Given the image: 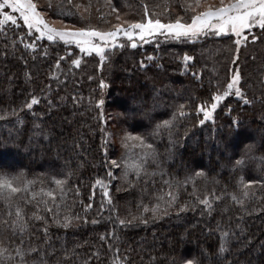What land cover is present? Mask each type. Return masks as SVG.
I'll return each instance as SVG.
<instances>
[{
    "label": "trees",
    "instance_id": "trees-1",
    "mask_svg": "<svg viewBox=\"0 0 264 264\" xmlns=\"http://www.w3.org/2000/svg\"><path fill=\"white\" fill-rule=\"evenodd\" d=\"M33 2L51 23L99 30L146 16L190 23L196 14L189 10L196 0ZM201 8L196 12L205 10ZM5 28L7 38L0 30V174L23 173L15 185L21 190H4L10 199L0 198L5 255L15 256L23 241L25 249L35 245L54 252L47 257L49 264H264V30L254 29L240 47L231 35L210 33L194 42L155 34L135 48L122 39L104 53L102 63L74 45L39 39L34 31L29 35L20 20ZM253 36L259 38L253 42ZM25 44L34 47L26 49ZM185 56L191 57L187 63ZM74 60H80L79 67ZM235 71L243 98L230 91L201 124V105L206 109L213 95L222 96ZM33 96L39 103L29 110L25 104ZM244 99L251 103L245 105ZM164 121L172 126L163 127ZM126 135L140 139L125 140ZM145 153L151 154L147 162ZM113 160L120 166L114 167ZM238 160L243 164L237 165ZM137 164L143 165L139 178L131 169ZM241 177L251 185L248 197ZM57 179L66 181L63 192L54 183ZM24 180L34 181L27 191ZM169 193L177 197L171 207ZM202 199L209 200L211 209ZM17 207V223L26 225L23 235L11 227ZM57 213L60 220L72 216V226L54 223ZM225 231L228 251L218 260Z\"/></svg>",
    "mask_w": 264,
    "mask_h": 264
},
{
    "label": "snow or ice",
    "instance_id": "snow-or-ice-1",
    "mask_svg": "<svg viewBox=\"0 0 264 264\" xmlns=\"http://www.w3.org/2000/svg\"><path fill=\"white\" fill-rule=\"evenodd\" d=\"M72 0H68V3L71 4ZM204 4L202 3V0H196L194 5H189V10L195 12L191 17V23L182 22L180 18L176 20L175 23H168L164 24L161 23L160 20H149L147 24L144 23H132L130 24L128 29H123L121 25L117 24L115 25V31H96V30H85V29H79V30H72V31H60L56 30L52 27H50L42 18V14L40 11L37 10V4L33 2V0H0V30H3L4 32V38H7V30L5 28V25L10 22L12 26L17 25L16 17L12 14H19V18L23 21L24 26L29 29V35H31V31L35 30L37 33H39V39L47 38L49 41H55L58 37L60 41H63L65 44L74 43L77 48H79L81 53H89L95 52L97 56H99L100 61L103 63L105 60V46L109 42L112 43L113 47H116V37L119 32L123 31L124 34L128 37L129 40L133 39V32L134 30H139L138 32V38L140 40L145 39L146 34H156L160 33L161 30H164V32L168 35V37H175L176 39L184 38L189 41H195V39L201 35H207L209 31H211L216 36L221 35H228L229 32L237 37L235 40V44L239 46L244 40H247L248 37L242 35L245 30H248L251 32V30L254 27H259L261 30H264V0H220V4L218 7H214L212 5H207L204 11L196 12V9L199 7H203ZM77 8L79 5L76 6ZM10 9L11 14L6 13L5 10ZM113 12H116L117 10L115 8H112ZM147 14V12H146ZM120 17L117 16V19ZM215 21V23H214ZM264 34V33H262ZM259 37L253 36L252 41L255 42ZM21 42L23 41V37L20 38ZM99 40L103 43L104 46H101L99 44H94L93 40ZM13 43H15L13 41ZM137 45L135 43H132L131 47L135 48ZM24 47L32 48L34 45L31 44H25ZM120 47H123V45H120ZM61 59H63L61 57ZM149 60L152 59V57L148 58ZM191 57L185 56L184 61L187 63ZM235 62V61H234ZM73 63L79 67L80 60H74ZM57 68L60 67L59 63L56 65ZM143 67V65H142ZM240 74L239 71L236 72V74L232 77V80L227 85V91L223 93V96L217 94L212 96V100L214 101L211 104V109L214 111L218 103L224 99V97L228 96L230 94V91L235 88V95L237 98H243V93L237 85L240 82ZM101 88L106 87V85L101 82ZM75 99V98H74ZM245 105H249L251 102L248 99L243 100ZM39 103V100L33 96L30 102H27L25 104V107L29 110L33 108L34 105H37ZM103 100H101L96 106L102 107ZM184 106H180V116L183 117L185 113L183 112ZM200 110L203 111L204 114V120H201L200 123L203 124L205 120H208L211 117V112L205 110L204 105H201ZM3 116H0V119H3ZM101 119H103V114H101ZM175 119V117H174ZM172 126V121H164L163 127L170 128ZM39 127V126H37ZM161 128V125H157L156 133L159 134V130ZM125 140H139L140 137L137 136H131L126 135L124 137ZM141 144L143 145V140H140ZM144 147L151 148V145H143ZM150 153L144 154V161L147 162V160L150 158ZM112 165L114 167H119L117 161L113 160ZM237 165H242L243 161L238 160L236 161ZM125 171L123 173L124 177L127 178L129 175V166L125 165ZM131 169L135 171L137 177L139 178L141 171L143 170L142 164H137L131 166ZM109 177H113V173L110 171L108 173ZM204 175L203 172H197L196 176H202ZM23 178V173H21L19 176H7L0 174V198L4 199H10V196L6 197L4 194V190H8L10 193H16L20 191L21 189L16 187L15 185L19 183ZM34 181H27L24 180V189L25 191L28 190L29 186L33 184ZM57 188L60 189L61 192H63V186L66 183L65 180L57 179L54 181ZM166 183L169 184L171 187V182L166 181ZM96 184H101V181L98 179L96 181ZM240 184L243 185L245 191L244 196L248 197V192L246 189H248L251 185L245 183L243 177L240 179ZM119 190V189H118ZM45 195H52L50 192L45 193ZM104 195L107 197L108 192L105 191ZM170 200L168 201L169 206L171 207L172 204L176 202L177 197L173 196L171 193H169ZM33 199H35V194H33ZM232 200L236 203L243 206V201L238 200L235 195L232 196ZM112 201L109 199L108 203H111ZM200 203L205 205L206 208L211 209V204L209 203L208 199H202L200 200ZM59 207V206H57ZM88 207H91L89 205ZM159 206L157 205L156 208H153V214L158 211ZM49 212H51V209H47ZM145 212H147L149 209L146 207ZM179 211L183 212L185 211L184 207H181ZM9 215L11 213L9 212ZM16 221L12 222V230L13 233L19 230L21 235H23L24 231H26V225H20L17 223L21 219V209L17 207L16 209ZM35 215V214H34ZM35 219L42 220L44 217H41L40 215H35ZM76 220H79V217H75ZM74 218L70 215H65L63 220L59 219V213L55 214L53 216V221L57 225L63 228H68L72 226ZM146 222V221H144ZM93 224L97 223L96 220L92 221ZM120 223L123 225L125 223L124 220H121ZM130 223V221H129ZM44 234H45V243H48L47 237H48V229L47 226L44 228ZM229 233L227 231L223 232L220 237V244L219 249L217 252V259H221L223 257V254L228 251V244H229ZM105 236H101V240H105ZM8 252V249L4 248L2 245H0V264H8V261H12L15 259V257H18L19 260L17 264H49L47 257L54 254V252H48L45 249H41L39 246H31L25 249L23 247V241H21V244L18 245L15 249V256L8 254L5 255V253ZM94 255H98L97 253H94ZM64 259L68 260L70 259V254L67 250H65L64 253ZM59 264V262H58ZM112 264H119V261L113 260ZM187 264H199L198 261H188Z\"/></svg>",
    "mask_w": 264,
    "mask_h": 264
},
{
    "label": "rangeland",
    "instance_id": "rangeland-1",
    "mask_svg": "<svg viewBox=\"0 0 264 264\" xmlns=\"http://www.w3.org/2000/svg\"><path fill=\"white\" fill-rule=\"evenodd\" d=\"M226 2H227V0H226ZM209 4L212 5V6H214V7H218L219 4H220V0H211L210 2H208L207 4H205L201 9H205L206 6L209 5ZM5 12L11 14V10H10V9H6ZM12 15H14V16L16 17V20H17V21L20 20V22L23 23V21L19 18V14H12ZM42 18L44 19V21H45L50 27H52V28H54V29H56V30H60V31H72V30H79V29H85V30H89V29H91V30L102 31V32L115 31V28H112V29H109V30H99V29H94V28H89V27H87V28H79V27L68 26V25H62V24H57V23L55 24V23H51V22L47 21L43 15H42ZM149 20L155 21V20H157V18H151V17H149V16H146V17L143 19V21H141V22H135V23H144V24H147ZM158 20H160V19H158ZM160 22H161V23H164V24H168L167 22L163 21L162 19L160 20ZM173 23H175V22H173ZM190 23H191V22H190ZM214 23H215V21H214ZM129 26H130V24H124V25H121V27H122L123 29H128ZM254 29H258V30H260V28L257 26V27H254V28L251 30V32H249L248 30H245V32H244L242 35L247 36V37L249 38V37L252 36V31H253ZM32 31H34V32L37 34V36L39 37V33H37L35 30H32ZM138 32H139V30H134V32H133V39L130 40V41H131V45H132V43H135V44H136L137 42L142 41V40H140V39L138 38ZM208 33L214 35L211 31H209ZM156 34H164V35H167V34L164 32V30H161L160 33H156ZM152 35H155V34H146V35H145V39L149 38V37L152 36ZM228 35H231V36L234 38V40L237 39V37L233 36L230 32H229ZM214 36H216V35H214ZM221 36H223V35H221ZM44 39L48 40L46 37H45ZM56 39L59 40L58 37H57ZM122 39L129 40L128 37L124 34L123 31H121V32L118 33V35H117V37H116V41H115L116 45H117V41H118V40H122ZM145 39H144V40H145ZM247 40H248V39H247ZM59 41H60V40H59ZM245 41H246V40H244V41H243L238 47H240L241 45H243V43H244ZM61 42H63V41H61ZM63 43H64V42H63ZM93 43H94V44H99V45H101V46H104L103 43H102L101 41L96 40V39L93 40ZM69 44L76 46L74 43H69ZM112 47H113V46H112V43L109 42V43L107 44V46H105V52H106L107 50L111 49ZM79 51H80V50H79ZM83 54H85V55H96L95 52H92L91 54H89V53H83ZM235 74H236V71L231 75L230 82H231V80H232V77H233ZM230 82H229V83H230ZM237 87H239V84L237 85ZM231 91H234V92H235V88H233ZM222 96H223V95H222ZM220 102H221V101H220ZM220 102H219V103H220ZM132 104H133V103H130V104L124 106V107H123V110H124L125 112H128L129 109H130V106H131ZM159 108H160V107H159ZM205 110L210 111V112H211V116H212V112H213V110L211 109V106H209V107L206 108ZM201 112L203 113V111H201ZM202 115H203V116H202V120H204V114H202ZM210 118H211V117H210ZM209 120H210V119H209ZM142 123H143V124H144V123L146 124V120H143ZM250 138H251V140H253L254 142L257 141V137H255V134H251V135H250ZM114 141H115V142L117 141V138H116V137L114 138ZM193 143H194V142H190L189 144L191 145V144H193ZM206 156H207V154H206ZM205 162H206V161H205Z\"/></svg>",
    "mask_w": 264,
    "mask_h": 264
}]
</instances>
